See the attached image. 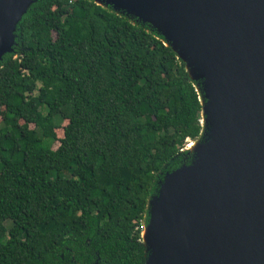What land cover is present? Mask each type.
I'll return each instance as SVG.
<instances>
[{"label":"trees","instance_id":"obj_1","mask_svg":"<svg viewBox=\"0 0 264 264\" xmlns=\"http://www.w3.org/2000/svg\"><path fill=\"white\" fill-rule=\"evenodd\" d=\"M196 85L148 25L31 0L0 61V264H145L148 201L201 136Z\"/></svg>","mask_w":264,"mask_h":264},{"label":"water","instance_id":"obj_2","mask_svg":"<svg viewBox=\"0 0 264 264\" xmlns=\"http://www.w3.org/2000/svg\"><path fill=\"white\" fill-rule=\"evenodd\" d=\"M30 1L0 0V61ZM92 1L138 18L170 43L189 78L202 82L201 106L216 102L223 120L219 149L201 162L192 153L190 165L166 174L149 199L146 227L160 239L156 249L142 240L151 253L145 264L157 257L162 264H264V0ZM184 47L197 76L175 50ZM203 120L210 132L196 141L208 147L215 125Z\"/></svg>","mask_w":264,"mask_h":264},{"label":"bare ground","instance_id":"obj_3","mask_svg":"<svg viewBox=\"0 0 264 264\" xmlns=\"http://www.w3.org/2000/svg\"><path fill=\"white\" fill-rule=\"evenodd\" d=\"M158 26V25H157ZM158 28L161 29L160 26ZM170 44V43H169ZM166 43V45H169ZM172 45V44H171ZM178 54L184 58L188 64V71L191 76H197L199 74V66L194 63L195 59L190 51L184 47V49H175ZM202 115L203 117H208L212 124L215 125V135L213 136L212 143L208 147H202L199 142L195 141L189 147L191 153H193L195 161L201 162L208 157H210L214 152H216L219 148L221 137H222V124L223 120L218 110V105L216 102H212L210 105L203 104L202 105ZM142 240L144 244L150 248L151 246L156 249L157 241L160 239V234L158 237L155 235L154 237L149 236V229L145 227V229L141 233ZM147 264H151L148 262ZM155 264H162L160 259L157 257Z\"/></svg>","mask_w":264,"mask_h":264},{"label":"rangeland","instance_id":"obj_4","mask_svg":"<svg viewBox=\"0 0 264 264\" xmlns=\"http://www.w3.org/2000/svg\"><path fill=\"white\" fill-rule=\"evenodd\" d=\"M110 8H113L112 6L109 5ZM120 12H123L120 10ZM126 14V12L124 13V15ZM130 20L136 22V23H139V24H142L143 23L136 17L134 16H129ZM150 29H152L150 26H149ZM196 88H197V91H198V95L200 97V100L201 101H206L207 98H206V94L204 92V89H203V85H202V82L201 81H198L197 85H196ZM4 115V112L2 110H0V126H1V123H2V117ZM201 127H202V131H201V136L200 138L198 139V141H204L205 139H207V135L209 134V127L207 126V124L204 122L203 120V117L201 116ZM67 122L66 121H61L60 122V125H59V128L55 131V139L53 140V142L51 143V148L52 150H55L58 146H59V141L62 139L63 137V128L66 126ZM192 142H195V141H192ZM191 141H187L186 143V146L184 148V150L188 149L189 150V147L190 145L192 144ZM190 151V150H189ZM191 152V151H190ZM192 159V158H191ZM56 168H58V166H56ZM163 179H159L157 181V185L160 187V185L162 184L163 182ZM152 202H154V200H152ZM151 206H148V212H147V216H148V221L150 222L151 221ZM34 220L35 221H39L40 220V216L39 215H34ZM7 226H9V224L7 223L6 224ZM145 229V228H144ZM143 229V230H144ZM142 233V232H141ZM146 253V252H145ZM151 256V253L150 252H147L146 253V259H149Z\"/></svg>","mask_w":264,"mask_h":264},{"label":"built area","instance_id":"obj_5","mask_svg":"<svg viewBox=\"0 0 264 264\" xmlns=\"http://www.w3.org/2000/svg\"><path fill=\"white\" fill-rule=\"evenodd\" d=\"M144 228H145V227H143V226L141 227V232L143 231Z\"/></svg>","mask_w":264,"mask_h":264}]
</instances>
